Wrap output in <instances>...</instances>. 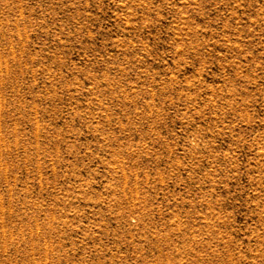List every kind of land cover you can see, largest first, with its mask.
Wrapping results in <instances>:
<instances>
[{
  "label": "rangeland",
  "instance_id": "obj_1",
  "mask_svg": "<svg viewBox=\"0 0 264 264\" xmlns=\"http://www.w3.org/2000/svg\"><path fill=\"white\" fill-rule=\"evenodd\" d=\"M0 264H264V0H0Z\"/></svg>",
  "mask_w": 264,
  "mask_h": 264
}]
</instances>
